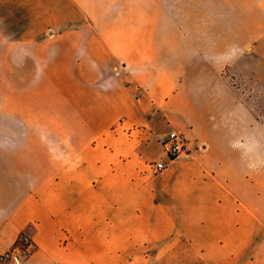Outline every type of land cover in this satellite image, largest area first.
<instances>
[{
  "label": "crops",
  "instance_id": "0c3cea01",
  "mask_svg": "<svg viewBox=\"0 0 264 264\" xmlns=\"http://www.w3.org/2000/svg\"><path fill=\"white\" fill-rule=\"evenodd\" d=\"M261 67L264 0H0V264H264Z\"/></svg>",
  "mask_w": 264,
  "mask_h": 264
},
{
  "label": "built area",
  "instance_id": "2783aa9c",
  "mask_svg": "<svg viewBox=\"0 0 264 264\" xmlns=\"http://www.w3.org/2000/svg\"><path fill=\"white\" fill-rule=\"evenodd\" d=\"M187 144L188 140L184 133L179 131L168 132L166 137L161 142L163 156H160L147 162L152 172H164L167 169L169 163H171L182 153H184ZM139 158L142 160L143 156L139 155ZM29 249V238L25 235H20L14 247L10 251H6L5 253L0 255V262L20 260L29 253Z\"/></svg>",
  "mask_w": 264,
  "mask_h": 264
},
{
  "label": "rangeland",
  "instance_id": "374dc122",
  "mask_svg": "<svg viewBox=\"0 0 264 264\" xmlns=\"http://www.w3.org/2000/svg\"><path fill=\"white\" fill-rule=\"evenodd\" d=\"M228 74L230 75V73ZM260 79H261L260 85L256 86L257 93H255L256 95H259V97L256 96L255 98H252V97L250 98L255 106H261L262 108H264V69L262 67H261ZM48 148L50 149V147ZM160 154H161L160 150L156 152L155 154H151V155L138 151V153L136 154V160H137L140 173L145 174V175L147 174L149 177H155L161 174V173H153L147 164V162H149L150 160L160 157ZM139 155L143 156L142 160L139 158Z\"/></svg>",
  "mask_w": 264,
  "mask_h": 264
}]
</instances>
